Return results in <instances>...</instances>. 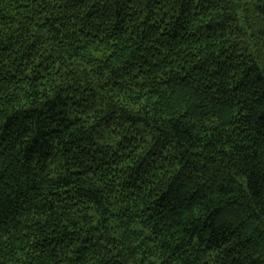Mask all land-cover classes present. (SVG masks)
Segmentation results:
<instances>
[{
  "label": "trees",
  "instance_id": "trees-1",
  "mask_svg": "<svg viewBox=\"0 0 264 264\" xmlns=\"http://www.w3.org/2000/svg\"><path fill=\"white\" fill-rule=\"evenodd\" d=\"M0 264H264V0H0Z\"/></svg>",
  "mask_w": 264,
  "mask_h": 264
}]
</instances>
